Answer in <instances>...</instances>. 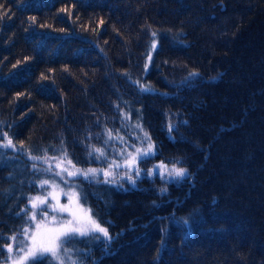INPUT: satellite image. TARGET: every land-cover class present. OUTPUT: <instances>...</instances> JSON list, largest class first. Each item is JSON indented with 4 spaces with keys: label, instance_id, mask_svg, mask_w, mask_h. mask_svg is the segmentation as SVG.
Listing matches in <instances>:
<instances>
[{
    "label": "trees",
    "instance_id": "16d2710c",
    "mask_svg": "<svg viewBox=\"0 0 264 264\" xmlns=\"http://www.w3.org/2000/svg\"><path fill=\"white\" fill-rule=\"evenodd\" d=\"M8 139L0 264L41 223L74 220L54 206L57 184L111 237H77L65 264H264V0H0ZM95 149L112 164L140 159L141 176L113 173L116 186L32 159L86 170ZM157 161L189 175H151ZM49 255L36 264H59Z\"/></svg>",
    "mask_w": 264,
    "mask_h": 264
},
{
    "label": "snow or ice",
    "instance_id": "6c2138e0",
    "mask_svg": "<svg viewBox=\"0 0 264 264\" xmlns=\"http://www.w3.org/2000/svg\"><path fill=\"white\" fill-rule=\"evenodd\" d=\"M6 14L7 13H4V15ZM153 35L155 36V33H153ZM154 47L155 44H153V48ZM169 128L171 129V125H169ZM110 134L111 133H109V135ZM0 147L15 148L16 146L15 144H13L11 139H8L7 142L5 144L0 145ZM152 147L153 146L150 144L148 146L149 150L145 151L143 155L147 156L149 154V151H151ZM95 151L101 152V155H103L101 149H95ZM137 152L139 153L140 150L137 149ZM32 159L36 160L40 158L33 156ZM69 163H71V161H69ZM78 174L83 175L87 179L89 174H97V170L89 169L85 172L80 169H77L75 172L68 173V175L70 176ZM136 174L139 175V169L136 170ZM105 175H110V173H105ZM168 175L170 177L184 179L189 174L184 168H174L168 173ZM128 178L129 180H132L133 183L135 182L131 176H129ZM47 183L48 181H42L41 186ZM161 191H164V189H162ZM69 199H71V197ZM37 201H40V197L32 198L33 208L37 207ZM40 203L44 202L40 201ZM63 211L69 212L74 217V220L69 221L67 224L61 225L57 228H46L45 231L52 234L48 237L47 240L38 241L35 237H33L31 245L26 244L24 241H19V243L16 244V250L22 255H20L18 259L14 260L13 264H29V262H31V264H36V261L38 259H43L45 257V254H50L48 257L49 259L55 258V260L58 261L59 264H65V257L71 259V257L68 255L71 252V249H69L67 246L77 237H88L96 236V234H102L103 237L109 240L111 239L107 228L102 227L99 222H97L94 218L91 217V215H88L86 217L83 215L77 216L76 213L73 212L72 209L67 206L63 208ZM32 219H35V214H33ZM53 220H55V217H53ZM97 238L99 237L97 236ZM9 239L13 242L17 241L16 236H12ZM8 252H13V247L11 244L8 245ZM71 264H77V261L72 260Z\"/></svg>",
    "mask_w": 264,
    "mask_h": 264
},
{
    "label": "rangeland",
    "instance_id": "374dc122",
    "mask_svg": "<svg viewBox=\"0 0 264 264\" xmlns=\"http://www.w3.org/2000/svg\"><path fill=\"white\" fill-rule=\"evenodd\" d=\"M39 158L40 159H36L35 161L42 163V165L45 166V168L51 171H54L64 177H67V178L79 177V178H82L88 181L108 182L116 186H120L121 184L118 182V180L113 179V176H112L113 173L117 172L119 174V178H122L125 176L124 171H129L136 177L141 176V173H142V168L140 167V164H139L140 159L136 158V159H132L127 162H124V163L112 164V163L106 162L104 154L101 155V152H98L96 156V160L98 162L97 166L88 168L86 170L85 169L82 170L80 167L75 165L69 158L60 159V158H55L52 156L51 157L44 156V157H39ZM69 161H71V163H69ZM174 168H177V167L170 166L163 161H157V162L151 163L150 172H151V175L157 174L160 176H167L168 173L172 171ZM77 169H80L85 172L89 169H96L97 174L95 175L89 174L87 179L83 175H80V174L74 175V176L68 175L69 172H75ZM137 169H139V175L136 174ZM105 173H110V175H105ZM128 176H130V174ZM50 197L54 200V206L61 210H63V208L67 206L71 208L72 211L75 212L77 216L83 215L86 217L89 215V210L84 205L81 204L78 198V194L71 189L63 188L59 184L52 185ZM70 197L71 199H69ZM57 227H60V226L54 223L43 222L40 224V228L38 229V232L35 233L34 237L38 241L47 240L48 237L52 234L46 232L45 229L46 228H49V229L57 228ZM14 260H16V258H11L10 262H12L13 264Z\"/></svg>",
    "mask_w": 264,
    "mask_h": 264
}]
</instances>
